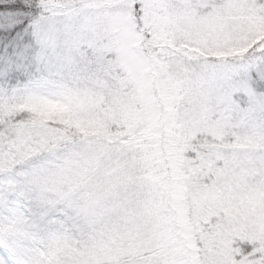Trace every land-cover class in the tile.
<instances>
[{
  "label": "snow or ice",
  "instance_id": "6c2138e0",
  "mask_svg": "<svg viewBox=\"0 0 264 264\" xmlns=\"http://www.w3.org/2000/svg\"><path fill=\"white\" fill-rule=\"evenodd\" d=\"M0 264H264V0H0Z\"/></svg>",
  "mask_w": 264,
  "mask_h": 264
}]
</instances>
